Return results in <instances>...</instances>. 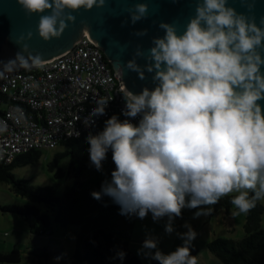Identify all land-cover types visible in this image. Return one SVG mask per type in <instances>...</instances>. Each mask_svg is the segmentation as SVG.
<instances>
[{
	"label": "clouds",
	"instance_id": "1",
	"mask_svg": "<svg viewBox=\"0 0 264 264\" xmlns=\"http://www.w3.org/2000/svg\"><path fill=\"white\" fill-rule=\"evenodd\" d=\"M194 2V15L182 32L175 22H161L164 35L152 38L147 54L137 45L133 58L117 68L122 77L127 69L141 81L145 73L152 74L154 86L133 92L122 83L121 112L105 119L101 131L85 137L90 167L103 174L109 151L115 165L111 179L105 178L91 197H109L126 218L144 220L151 214L154 223L166 219L167 235L176 231L175 220L183 219L185 209L192 211V219H199L210 214L207 206L236 193L230 203L236 209L233 214L239 215L264 200V16L257 23L249 14L254 8L249 0H241L248 13L238 12L229 0ZM17 3L28 16H39L38 36L48 42L75 22L71 13L102 8L106 0ZM148 12V3H135L128 9L131 23L147 18ZM147 31L135 35L145 36ZM26 38L30 40L32 33ZM24 40L21 36L17 43L28 52ZM0 66L4 79L17 68L43 69L46 61L39 53L25 57L18 52ZM112 99H97L83 125L95 126L97 119L108 116ZM6 130L0 124V132ZM180 227L185 229L177 233L182 243L174 250L165 254L157 250L158 239L146 237L137 255L147 249L158 264H198L192 255L198 233L188 221ZM125 256L124 251L117 254L121 261Z\"/></svg>",
	"mask_w": 264,
	"mask_h": 264
},
{
	"label": "trees",
	"instance_id": "2",
	"mask_svg": "<svg viewBox=\"0 0 264 264\" xmlns=\"http://www.w3.org/2000/svg\"><path fill=\"white\" fill-rule=\"evenodd\" d=\"M103 121L84 132L79 138L64 143L62 146L66 150L63 153H56L48 164V170L55 171V177L64 180L60 194L56 186L32 187L15 180L13 176L15 168L37 162L42 151L32 150L19 155L9 165H0V183H11L12 191L30 203L4 205L0 206V209L26 220L34 219L43 226L40 233L49 227V218L47 213L32 205L36 203L44 204L52 212L54 222L61 227L69 225L80 227L74 254V259L80 264H143L131 253L128 246L134 217L126 218L119 215V206L109 197L97 201L90 195L92 191L100 190L101 182L105 178L111 179V171L115 168L111 151L104 161L103 174L90 167L85 137L90 132L95 134L101 131ZM64 158L69 160L66 169L59 167ZM230 198L231 195L222 197L217 204L207 206L211 208L208 217L213 218L220 210L229 213L234 208ZM263 212L264 207L258 201L256 207L245 216L244 235L241 239L215 238L206 244L207 250L222 264H264V229L261 227ZM189 214H192V211L185 209L183 218ZM120 251L126 253L123 261L117 258ZM42 252L47 258L48 253L45 250ZM197 253L196 246L192 245V255L197 257ZM20 260L21 255L16 249L0 252V264H18ZM38 264L41 262L38 261ZM151 264H158V261L153 260Z\"/></svg>",
	"mask_w": 264,
	"mask_h": 264
},
{
	"label": "built area",
	"instance_id": "3",
	"mask_svg": "<svg viewBox=\"0 0 264 264\" xmlns=\"http://www.w3.org/2000/svg\"><path fill=\"white\" fill-rule=\"evenodd\" d=\"M5 77L0 79V124L7 130L0 132V165H9L29 151L53 150L79 138L93 127H85L83 118L101 97L113 99L108 116L95 125L124 107L118 73L86 35L43 69L17 68Z\"/></svg>",
	"mask_w": 264,
	"mask_h": 264
},
{
	"label": "water",
	"instance_id": "4",
	"mask_svg": "<svg viewBox=\"0 0 264 264\" xmlns=\"http://www.w3.org/2000/svg\"><path fill=\"white\" fill-rule=\"evenodd\" d=\"M138 2L148 3V16L132 24L128 9ZM249 2H254V8L249 14H254L259 23L260 17L264 16V0ZM229 3L238 12L248 13L247 6L241 0H229ZM194 9V0H106L102 8L94 7L89 11L81 9L71 13L76 16L75 22L69 23L61 37L45 42L37 33V14L28 16L17 0H0V61L14 59L18 52L27 57L31 52L33 55L39 53L48 62L68 53L86 35L103 52L116 74L117 68L133 58L137 45L147 54L152 38L164 35L159 28L161 22H175L178 32H182L188 18L194 15ZM143 29L148 30L147 35H135ZM29 32L32 33L30 40L26 38ZM21 36L25 37L23 43L28 45V52H23V44L17 43ZM137 63L144 65L145 60L137 58ZM145 75L146 79L141 81L137 73L125 69L123 77L119 75L120 84L125 83L133 92L141 91L143 86L153 87L152 74Z\"/></svg>",
	"mask_w": 264,
	"mask_h": 264
},
{
	"label": "rangeland",
	"instance_id": "5",
	"mask_svg": "<svg viewBox=\"0 0 264 264\" xmlns=\"http://www.w3.org/2000/svg\"><path fill=\"white\" fill-rule=\"evenodd\" d=\"M65 150L64 146H58L53 150H43L37 162L17 167L13 170L15 180L22 181L32 187L56 186L60 194L64 180L56 178L54 175L55 171L50 172L47 166L56 153H63ZM68 161V158H64L59 167L66 169ZM235 194L232 193L230 195ZM260 202L264 207V200ZM11 204L23 205L30 203L12 191L11 183H0V206ZM32 205L43 213H47L49 227L45 228V232L40 233L43 226L40 223H36L34 219L26 220L21 216L2 212L0 209V252L18 250L21 255V260L18 264H38V261L41 264H80L79 261L74 259L80 227L70 225L61 227L54 222L52 212L44 204L36 203ZM234 212H236L235 208L230 210L229 213L220 210L213 218H209L207 215L201 216L199 219H192V214H189L186 218L175 220L176 231L171 235H167L164 232L166 219L154 223L151 219V214L144 220L134 217L131 239L128 242L129 249L143 264H151L153 261L151 259L152 250L144 249L142 256L137 255V250L141 248L145 238L158 239L157 250L167 254L182 243L177 233L185 231L180 225L188 221L198 233L193 244L198 250V264H222L207 250L206 244L215 238L239 240L243 237V225L246 214L234 215ZM261 227L264 229V212L261 217ZM42 250L48 253L47 258H45ZM144 255H147L148 259L143 258ZM57 256L62 258L55 260L54 258Z\"/></svg>",
	"mask_w": 264,
	"mask_h": 264
}]
</instances>
